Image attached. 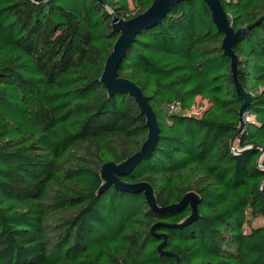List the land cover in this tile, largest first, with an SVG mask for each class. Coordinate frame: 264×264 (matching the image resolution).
Wrapping results in <instances>:
<instances>
[{
    "label": "trees",
    "instance_id": "16d2710c",
    "mask_svg": "<svg viewBox=\"0 0 264 264\" xmlns=\"http://www.w3.org/2000/svg\"><path fill=\"white\" fill-rule=\"evenodd\" d=\"M153 2L0 0V264H264V0H221L233 29H246L233 48L252 96L241 154L231 141L244 101L203 0L142 30L119 66L161 131L121 180L151 184L161 208L196 193L198 219L171 228L190 206L159 214L143 193L99 192L102 166L148 138L136 101L101 83L119 37L113 21ZM198 100L209 104L201 116ZM174 103L181 111L170 112Z\"/></svg>",
    "mask_w": 264,
    "mask_h": 264
},
{
    "label": "water",
    "instance_id": "95a60500",
    "mask_svg": "<svg viewBox=\"0 0 264 264\" xmlns=\"http://www.w3.org/2000/svg\"><path fill=\"white\" fill-rule=\"evenodd\" d=\"M190 1V0H154L151 7L144 12L128 21L114 18L113 29L119 34L117 41L113 46V50L106 60L104 71L101 77V83L107 89L110 97L117 94H125L132 97L141 112V115L146 119V128L148 130V138L143 143L139 152L128 158L127 160L116 164L108 162L101 168V179L104 184L99 192L115 186L118 190H123L131 193H143L146 201L155 213L165 214L174 211H181L187 206L191 207L192 214L181 224L171 225V228H183L198 219V204L200 202L199 196L194 193H188L180 203L171 205L169 207L161 208L158 206L155 196V190L151 184L147 182L126 184L121 178L131 173L141 162L147 160L155 150L159 137L161 134L157 115L150 104V98L144 95L142 89L133 81L119 76V66L126 57L128 50L136 40L137 35L146 29H151L160 24L172 8L176 5ZM212 13L213 22L220 33L224 35L222 43V50L225 55L232 60V71L234 75V83L240 98L244 101L240 109V126L236 136L231 141L233 152L241 154L243 151L235 147L236 139L240 138L245 130L246 123L243 120V115L252 100L250 93L245 91L240 84L237 74L238 56L235 54L233 48L235 42L246 33V29L235 31L232 23L223 7L221 0H203ZM156 226L153 227L152 232ZM165 239V236H163ZM163 244L160 246V249Z\"/></svg>",
    "mask_w": 264,
    "mask_h": 264
},
{
    "label": "rangeland",
    "instance_id": "374dc122",
    "mask_svg": "<svg viewBox=\"0 0 264 264\" xmlns=\"http://www.w3.org/2000/svg\"><path fill=\"white\" fill-rule=\"evenodd\" d=\"M131 9H133V7H131ZM200 103V100H198V104L196 105V107L193 109L192 113L195 114V115H202V113L204 112V110H206L208 107H209V104L207 102H204L203 106H200L199 105ZM264 220L263 219H259L257 222H256V225H259L261 223H263Z\"/></svg>",
    "mask_w": 264,
    "mask_h": 264
},
{
    "label": "built area",
    "instance_id": "2783aa9c",
    "mask_svg": "<svg viewBox=\"0 0 264 264\" xmlns=\"http://www.w3.org/2000/svg\"><path fill=\"white\" fill-rule=\"evenodd\" d=\"M170 112L174 113V112H179L181 111V105L180 103H174L173 105L170 106ZM246 120H249V117L246 118Z\"/></svg>",
    "mask_w": 264,
    "mask_h": 264
}]
</instances>
